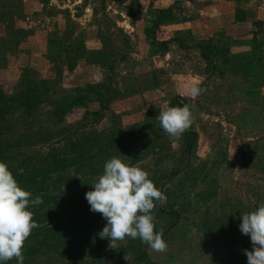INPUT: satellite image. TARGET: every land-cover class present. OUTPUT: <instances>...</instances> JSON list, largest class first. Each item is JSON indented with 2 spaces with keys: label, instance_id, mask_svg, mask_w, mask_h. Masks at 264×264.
Here are the masks:
<instances>
[{
  "label": "rangeland",
  "instance_id": "1",
  "mask_svg": "<svg viewBox=\"0 0 264 264\" xmlns=\"http://www.w3.org/2000/svg\"><path fill=\"white\" fill-rule=\"evenodd\" d=\"M184 2L156 24L151 0H0V143L15 150L3 163L43 200L28 205L38 226L24 262L247 264L240 214L264 203V119L250 115L264 113V13L254 33L197 40L203 15ZM186 102L190 150V136H170L157 119ZM112 157L146 170L166 197L151 210L165 251L98 237L106 221L84 194Z\"/></svg>",
  "mask_w": 264,
  "mask_h": 264
},
{
  "label": "clouds",
  "instance_id": "2",
  "mask_svg": "<svg viewBox=\"0 0 264 264\" xmlns=\"http://www.w3.org/2000/svg\"><path fill=\"white\" fill-rule=\"evenodd\" d=\"M186 92L195 98L202 89L191 82L186 85ZM157 119L163 131L172 137H179L192 122L188 105L162 109ZM84 196L89 211L100 213L106 221L97 235L108 240L109 248L115 249L117 241L128 237L138 238L153 251H165L163 230L154 231L151 210L156 207V201L163 203L166 197L154 186L146 170L112 157L104 162L102 174L94 178L91 190ZM29 197L31 193L23 190L8 166L0 162V264L13 258L16 264H24V241L38 226L28 205L43 203L40 196ZM238 228L252 245L251 251L244 250L247 264H264V203L240 214Z\"/></svg>",
  "mask_w": 264,
  "mask_h": 264
},
{
  "label": "crops",
  "instance_id": "3",
  "mask_svg": "<svg viewBox=\"0 0 264 264\" xmlns=\"http://www.w3.org/2000/svg\"><path fill=\"white\" fill-rule=\"evenodd\" d=\"M180 1L153 0V9H169L174 12V8L178 7ZM192 4L198 6L199 9L196 12L201 13L204 18V25L194 26L197 40H206L216 31L230 32L233 37L245 30L248 33H254L257 30L253 27L256 26L253 22L263 21L261 14L264 13V0H185L184 2L187 8ZM253 16L256 18L252 19ZM210 32L211 34H209ZM250 115L255 121L259 119V115H262V119H264V113L251 112ZM261 122L264 124V121Z\"/></svg>",
  "mask_w": 264,
  "mask_h": 264
},
{
  "label": "trees",
  "instance_id": "4",
  "mask_svg": "<svg viewBox=\"0 0 264 264\" xmlns=\"http://www.w3.org/2000/svg\"><path fill=\"white\" fill-rule=\"evenodd\" d=\"M152 2H153V0H151ZM166 10H168V9H166ZM166 10H156L155 11V15H156V24L158 23V21L160 20V16H161V14L162 13H166ZM164 11V12H163ZM259 61H261V58H259ZM263 71V70H262ZM264 72V71H263ZM262 73V72H261ZM253 77L255 78V79H259L260 77H261V75H260V73L259 74H257V75H253ZM46 83V82H45ZM45 83H43V87H45ZM48 86V85H47ZM49 88V87H48ZM48 88L46 89V91L45 92H48ZM32 90V89H31ZM31 90H29L30 92H29V97H26V98H14V100L13 101H16V100H18V101H20L21 102V100H23V103L26 105L27 104V99L29 98V99H32V98H35L37 101H40L41 99H45V97H47V95L46 94H41L40 92L38 93V94H33V91H31ZM39 90V89H38ZM35 92V91H34ZM44 97V98H43ZM28 99V100H29ZM49 99V98H48ZM184 105H188L189 107L191 106L189 103H184V104H178V107H182V106H184ZM32 109H34V108H32ZM32 109H29V108H25V110L24 111H26V112H31L32 111ZM0 113H1V110H0ZM52 116H55L54 114H52ZM26 119V118H25ZM12 127H14L15 128V126L14 125H11ZM11 128V127H10ZM27 129V128H26ZM31 131V130H30ZM30 133H33V132H30ZM183 135L185 136V137H187V136H190V142H189V145H188V150H190V148H191V145H192V142H193V138H194V136H195V134H189V133H187V132H183ZM23 137V136H22ZM24 137H27V138H31L32 136L30 135V134H27V135H25ZM7 143H9V142H1L0 143V162H3L5 159H6V157H5V154L7 155V153L8 154H11L12 153V151L14 152L15 150H12L11 152H9L10 151V149H9V147L8 146H10V144H7ZM53 158H55V157H53ZM56 158H57V156H56ZM50 159V158H49ZM49 159H46L45 160V166L47 165V160L48 161H50ZM54 163H56V162H54ZM45 173V170H36V171H34L33 169H30V176H37L38 174H44ZM19 177H21L22 179H26L27 178V175H26V178L25 177H23V176H17L16 178H19ZM21 187V186H20ZM22 189H24L23 187H21ZM30 210V209H29ZM174 215V214H173ZM176 216V215H175ZM24 264H28L27 263V261H25L24 262ZM30 264H32V263H30Z\"/></svg>",
  "mask_w": 264,
  "mask_h": 264
}]
</instances>
